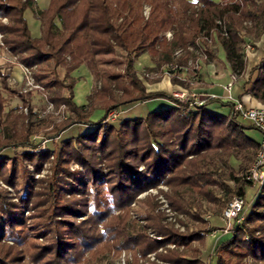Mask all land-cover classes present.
<instances>
[{"label": "trees", "instance_id": "16d2710c", "mask_svg": "<svg viewBox=\"0 0 264 264\" xmlns=\"http://www.w3.org/2000/svg\"><path fill=\"white\" fill-rule=\"evenodd\" d=\"M143 1L150 4L147 15L141 13ZM27 8L41 23L39 34L30 31L24 15ZM0 16L7 17L6 22L0 21L6 47L23 64L34 67L33 75L49 90L50 100L66 102L69 108L68 117L52 124L54 132L48 136L71 123L86 126L51 139L44 147L32 142V134L47 130L30 102L32 91L9 85L0 65V177L16 196L12 200L8 190L0 187V264H28L26 257L33 264H86L93 257L90 253L100 260L105 251L121 248L133 254L125 264H137V257L148 252L168 263L206 264L199 249L190 244L204 238L210 228L178 231L153 209L149 196L148 206L135 207L142 223L129 220L127 209L136 194L160 182L171 187L166 194L172 207L194 219L201 217L202 199L211 200L217 210L233 195L243 196L242 220L214 245L213 262L264 264V181L257 183L252 199L245 203V189L254 182L235 174L245 171L254 157L258 139L247 130L257 127L236 118L230 109L232 100L224 101L229 111L222 112L207 105L214 98L190 105L167 90H147L135 68L141 52L147 51L161 64L178 45L213 34L228 67L244 73V41L261 34L264 38V0H48L46 6L36 5L35 0H0ZM167 28H173L168 40L162 37ZM114 39L126 50L122 71L99 73L95 56L100 59ZM212 49L206 43L203 51L215 58ZM262 52L241 84L242 92L264 103V42ZM83 68L110 80L126 78L136 93L120 102L152 97L169 102L141 115H119L110 121L105 108L118 103L110 98L101 116L92 119L94 104L86 107L72 99L73 85L80 77L77 71ZM171 79L183 83L175 76ZM199 80L191 84L198 85ZM11 94L19 96L21 105L4 109ZM22 106L25 110H18ZM5 147H11V152H5ZM48 159L45 175L34 177L26 166L28 161L38 171ZM71 162L77 166L70 167ZM8 163L5 173L2 167ZM223 177L235 182L231 185ZM168 242L174 246L158 249ZM101 245L107 250L95 252ZM105 264L114 263L109 259ZM145 264L162 262L147 259Z\"/></svg>", "mask_w": 264, "mask_h": 264}, {"label": "rangeland", "instance_id": "374dc122", "mask_svg": "<svg viewBox=\"0 0 264 264\" xmlns=\"http://www.w3.org/2000/svg\"><path fill=\"white\" fill-rule=\"evenodd\" d=\"M195 1V0H192ZM221 2H227V0H220ZM36 5L39 6H46L48 0H35ZM148 9H150V4L147 1H143L142 3V10L141 13L143 15H147ZM26 19L28 20V23L30 25V31L32 33L39 34L41 23L39 19H36L32 16V12L30 9H26L24 13ZM0 21L6 22L7 17L6 16H0ZM249 20H244V23H248ZM163 36L166 40L170 39V37L173 35V28H167L162 32ZM252 47H250L247 51L244 50L246 61H245V67L246 70L244 73H241L238 75L235 79V81L242 82L243 76H245V72L248 71V69L251 67L252 61L254 63L261 57L263 54L262 47H263V34H261L257 38H250ZM216 38L213 34L209 35H199L195 36L192 41H188L185 46L178 45L171 51V58L167 61L162 62L161 64L156 63V59L154 56L150 55L146 52H141L135 61L136 65V71L137 75L139 77V80L145 85L147 90H154V89H164L168 92L171 91V88L174 87L175 83L182 84L187 82L190 85H193L192 81L199 80L201 77L200 72L202 73L201 80L204 82V84L210 88H215V85L218 83V81H222L221 83L225 82L227 76H229L231 68L227 65V60L222 52V47L217 42ZM206 43H209V46L212 47V51L215 54V58H210L207 56L205 51L203 49L206 47ZM185 51H188V53H185ZM125 52L119 44V41L117 39L110 40L107 43V52L104 54L99 55L100 59L97 58L98 56H95L96 58V70L98 69L99 73H103L101 70L105 69H115L122 71V65L123 60L125 57ZM204 53L205 55H203ZM261 54L259 57L258 55ZM16 53H13L9 50V48L6 47L5 41H4V35L0 37V65H2L4 71L7 73V82L9 85L21 89V90H31L32 96H30V102L33 103L34 111L37 116L42 121V124H44V130L40 133H35L30 136V140L32 142H37L40 144V147L46 146V144H51V139L56 140L62 136H65L67 134L75 133L80 129H84L86 126L80 123H71L59 133L54 134L52 136H48L50 134H53V129L50 127L54 123H58L62 121L63 119H66L68 117L69 108L66 104V102H60L55 103L52 100L48 98L49 96V90L45 88L43 85L39 83L35 79V76L33 75V69L34 67H30L29 71L30 74L33 76V83L25 84V77L22 75L21 72V63L23 61H19L16 57ZM218 56V57H217ZM180 57H185L182 62L179 61ZM197 60V61H196ZM209 61H217V67L219 70L218 76H215L214 73H211V71L206 68V62ZM172 63H175V66L171 65ZM253 63V64H254ZM184 65L186 66V71L184 73H178L175 71L176 67L178 65ZM251 64V65H250ZM52 65V62L48 63V66ZM250 67H249V66ZM59 73L62 72V68H58ZM224 72L225 76H222L220 73ZM79 73L80 77L77 81H75L73 87H74V95H72V99L76 101L77 103L80 102L84 103L86 107L90 103L94 104L93 108L91 109L90 117L92 119L98 118L101 116V114L104 112L105 108L103 105H105L110 99L113 98L115 101L118 102L116 106L105 108L106 111V118L107 116H112V111L120 109L119 115L120 116H128V115H141L144 114L146 110H149L150 108H153L155 106L162 105V102L158 100V97H152L147 99H134L127 102H120L121 98L125 97V95H129V93L134 94L136 93V90H134L133 86L129 85L126 78L117 77V78H111L102 76L103 74H97L95 72H92L91 70L87 69H80L76 72ZM177 78L178 81H172V77ZM222 76V77H221ZM108 79V80H107ZM107 80V81H106ZM191 80V81H190ZM1 83V82H0ZM103 83L106 85L103 86ZM187 85V84H184ZM212 86V87H211ZM105 87V88H103ZM206 87V88H207ZM62 92H66L64 87H62ZM126 91H130L127 92ZM4 93H8L7 90H4ZM221 93V92H220ZM226 100V98H223ZM113 101V100H112ZM4 109H7L9 107L14 106H20V99L17 94H11L9 97H7L6 101L4 102ZM166 104V103H165ZM25 110V107H20L18 110ZM118 115V116H119ZM121 118V117H120ZM117 120V119H115ZM113 121V120H110ZM242 121V120H241ZM115 122V121H114ZM246 122V121H243ZM250 123V122H247ZM247 132L251 135H253L256 139L259 140L260 135L258 129L250 128L247 130ZM11 147H5L4 151L7 153L11 152ZM233 159V158H232ZM230 159L231 163L234 164L233 160ZM26 166L28 169H30L31 172H33L34 177H38L41 175H45L49 173L48 165H50V160H44L42 161L40 168L38 171L32 170V164L30 162H26ZM70 167H76V162H71L69 164ZM10 164L8 163L6 166L2 167V171L5 173H8ZM244 170H238L235 172L236 175L241 177L240 173ZM224 181H226L229 184H233L235 181L232 178H226L223 177ZM4 179L0 177V187H5L8 190V195L12 200H15V191L14 188L10 185H8ZM257 183H253L252 185H249L246 187L245 191V203L249 202L250 199H252L253 194L256 192L255 190ZM170 185L166 182H160L156 186L149 187L145 190H142L138 192L136 195L135 200L129 204V208L127 209L129 213V220L135 219L138 221V223H142V219L139 218L137 215L135 207L140 205L141 207L148 206L147 204L149 201L147 200V197L149 196V200L151 199L153 202V209L155 211L160 212L163 217L162 219L169 224H171L173 227L177 228L178 231H183L187 228H194V227H208L209 232L206 233L204 238L201 240H194L190 244L192 247H197L199 249V257L202 259V261L206 264H214L213 259L214 255V245L219 242L220 240L226 238L229 236L232 232L230 231H222L223 225L225 221L221 219V211L222 209H216L215 203H213L211 200L207 201V199H202L200 202V211H201V217L199 218H192L190 215L177 210L176 208H173L172 205L169 203L170 200L166 194L170 190ZM215 192L220 193V188H213ZM146 198V199H145ZM224 205V204H223ZM246 205V204H245ZM23 212L26 213V208H23ZM212 224L218 225V227H212ZM149 234L153 235V230L148 228L147 231ZM108 245V244H107ZM173 242H168V244H165L163 247H159V250H163L165 247H173ZM181 247V246H180ZM106 245H101L99 250H95V252L99 253L101 250L104 253ZM87 253V252H86ZM91 256L86 264H105L106 261L109 259H112V262L114 264H125L128 261H131L133 259V254L130 250H126L124 248L119 249L117 252L115 250H107L103 254L104 257L100 258V260L95 258L96 254L90 253ZM101 255V254H100ZM102 255V256H103ZM100 256V257H102ZM108 258V259H107ZM147 259H154L158 262H162V264H175L168 261H161L160 259H157L154 256V252H148L145 256H139L137 257L136 261L137 264H145ZM26 261H28V264H33V260L30 258H25Z\"/></svg>", "mask_w": 264, "mask_h": 264}, {"label": "built area", "instance_id": "2783aa9c", "mask_svg": "<svg viewBox=\"0 0 264 264\" xmlns=\"http://www.w3.org/2000/svg\"><path fill=\"white\" fill-rule=\"evenodd\" d=\"M221 31L225 33L224 27ZM2 36L0 32V37ZM244 41L243 50H248L252 47L251 39L246 38ZM205 55L204 53H202ZM197 61V60H196ZM22 69V75L25 77V84L33 83V76L30 74L29 66L20 64ZM173 67L175 63H172ZM175 71L178 73H184L186 71V66L178 65ZM179 71V72H178ZM240 75L236 71L231 70L229 76H227L225 82L221 83V88L223 89L222 94L212 91L206 87L197 85H182L175 83L174 87L171 88L169 92L174 97H177L181 101L188 102L190 105L203 103L204 101L212 98L224 97L226 99L232 100L231 111L236 116V118L250 122L254 124L258 131L260 138L256 146V151L254 157L250 161L248 168L241 172L240 176L253 181L254 183H262L264 181V103H257L253 105H246L234 95L231 94L230 90L236 77ZM191 81V80H190ZM120 109L112 111V116L108 117V120H115L119 115ZM244 197L241 195H233L230 199L226 200L221 211V219L225 221L222 231H230L234 229L235 225L242 220L245 205Z\"/></svg>", "mask_w": 264, "mask_h": 264}, {"label": "crops", "instance_id": "0c3cea01", "mask_svg": "<svg viewBox=\"0 0 264 264\" xmlns=\"http://www.w3.org/2000/svg\"><path fill=\"white\" fill-rule=\"evenodd\" d=\"M261 54L258 55V57L260 56ZM254 61H252L251 64H253ZM217 61H209V62H206V68H208L209 71H211V73H214L215 76H218V73H219V70H218V67H217ZM250 64V65H251ZM249 66V65H248ZM250 67V66H249ZM199 73L201 74V77H202V73L200 72L199 70ZM222 76H225V73L224 72H221L220 73ZM245 74L247 75V72H245ZM221 76V77H222ZM201 77L199 78V82L200 84H198L197 86H204V87H207L204 82L201 80ZM221 82L222 81H218V83L215 85V88H211L212 91H215L217 93H220L222 94L223 92V89L221 88ZM212 87V86H211ZM208 88V87H207ZM210 89V88H208ZM242 89H243V86L241 84V82H238V81H235L232 85V88L230 90L231 94L234 95L235 97H238L242 102L243 104H246V105H253V104H257L259 103L260 101L258 99H256L255 97H253L251 94L247 93V92H242ZM224 97H218L217 98H214L210 101L209 104H207L209 107H212L214 109H218L222 112H228L229 111V105L226 104L223 99ZM158 100H160L162 102V104H165V103H168L169 101L164 99L163 97L162 98H159Z\"/></svg>", "mask_w": 264, "mask_h": 264}]
</instances>
